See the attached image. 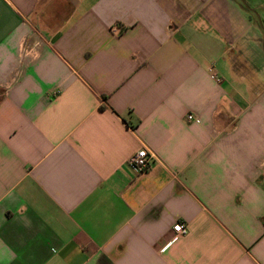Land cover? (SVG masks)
Masks as SVG:
<instances>
[{"label":"crops","instance_id":"crops-1","mask_svg":"<svg viewBox=\"0 0 264 264\" xmlns=\"http://www.w3.org/2000/svg\"><path fill=\"white\" fill-rule=\"evenodd\" d=\"M0 264H264V0H0Z\"/></svg>","mask_w":264,"mask_h":264},{"label":"built area","instance_id":"built-area-1","mask_svg":"<svg viewBox=\"0 0 264 264\" xmlns=\"http://www.w3.org/2000/svg\"><path fill=\"white\" fill-rule=\"evenodd\" d=\"M187 118L188 121L195 120L193 116H188ZM154 160L155 155L144 147L131 158L130 164L137 173L144 174L151 169ZM174 232L176 236H184L188 232V226L185 223L179 222L174 226Z\"/></svg>","mask_w":264,"mask_h":264},{"label":"water","instance_id":"water-1","mask_svg":"<svg viewBox=\"0 0 264 264\" xmlns=\"http://www.w3.org/2000/svg\"><path fill=\"white\" fill-rule=\"evenodd\" d=\"M258 18H259V16H258Z\"/></svg>","mask_w":264,"mask_h":264}]
</instances>
